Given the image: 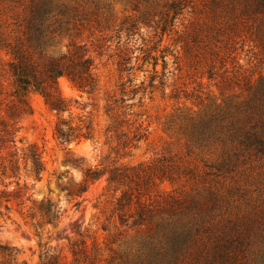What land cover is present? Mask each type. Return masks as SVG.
I'll use <instances>...</instances> for the list:
<instances>
[{
    "label": "trees",
    "instance_id": "trees-1",
    "mask_svg": "<svg viewBox=\"0 0 264 264\" xmlns=\"http://www.w3.org/2000/svg\"><path fill=\"white\" fill-rule=\"evenodd\" d=\"M127 1L134 10L141 3L148 4L138 19L143 25H149L151 15L158 17V42L185 7L182 0H170L156 16L158 3ZM232 1L206 0L209 16L213 19L217 13L237 9L240 15H247L264 9V0H236V5H230ZM252 1L255 4L251 5ZM109 6V0H0V50L8 56L0 64V216L9 218L14 211L37 235L42 226H55L64 209L49 198L34 197L33 188L41 179L44 162L35 143L23 144L17 138L18 118L32 113L28 94L34 92L57 113L52 135L58 143L98 142L101 130L96 129L91 112L73 115L58 86V79L65 77L80 93L94 95L98 78L93 61L82 46L71 44L61 53L57 45L61 36L78 34L91 15ZM136 24L129 20L127 29L134 30ZM256 29L262 32L264 22ZM196 39L195 32L191 42ZM160 52V73L156 70L157 58L149 54L153 59L149 87L164 85V54L170 52L166 48ZM118 57L117 70H130L131 56L123 53ZM207 74L209 79L214 78L216 71L211 66ZM220 77L223 82L229 81L227 67ZM241 79L244 96L232 95L219 104L203 105L200 101L197 110L178 109L171 119L177 134L185 140L187 152L197 148L215 154L214 160H201L199 168L165 164L160 162L165 156H159L151 163L114 162L85 168L78 188L67 191V200H74L73 205L78 206L76 197L106 176L100 193L104 218L92 235L69 244L68 263L57 253L42 252L38 264H264L263 194L261 199L249 200V212H241L240 207L232 211L240 206L235 205L237 202L247 201L234 175L237 168L264 156V75L256 81L251 74ZM129 82L119 83L105 98L101 114V135L105 143H115L111 148L115 151L130 148L145 136L140 124L129 130L123 118L132 105L126 100L143 83L131 87L126 85ZM154 179L171 184L182 179L191 187L171 189L151 198L149 185ZM130 231L132 235L126 238ZM16 253L14 248L0 245V264H26L16 261Z\"/></svg>",
    "mask_w": 264,
    "mask_h": 264
},
{
    "label": "rangeland",
    "instance_id": "rangeland-1",
    "mask_svg": "<svg viewBox=\"0 0 264 264\" xmlns=\"http://www.w3.org/2000/svg\"><path fill=\"white\" fill-rule=\"evenodd\" d=\"M159 4L156 16L165 10L163 4L170 0H149ZM255 1V0H254ZM252 1V4L255 2ZM108 9H100L89 17V22L71 37L61 36L57 50L66 52L74 46H82L95 67L98 78V89L94 95L77 91L65 77L58 79L61 95L67 100L73 115L91 112L96 129L101 130L98 142L85 140L78 144H60L52 135L56 111L49 108L43 98L34 92L28 94L32 113L18 118L17 138L23 144L35 143L44 162L41 179L35 183L33 192L37 199L49 198L64 209L55 226L44 225L37 235L31 227L12 211L9 218L0 216V245H7L16 250V261L26 264H38L42 252L57 253L66 263L70 260L69 244L96 229L104 218V201L100 197L106 184V176L90 184L85 192L68 202L67 191L76 190L83 179V170L87 167H100L116 163L135 165L151 163L159 156H165L160 162L176 163L182 166L191 165L201 168V160L215 159L197 148L187 152L185 140L177 134L171 120L178 109L184 107L197 110L199 102L221 103L225 98L235 95L244 96L242 77L251 74L252 81L264 75V30L257 31L256 25L264 22L262 13L240 15V11L231 10L217 13L213 19L206 8V0H182L185 7L173 22L171 30L162 36L156 29L158 17L150 16L149 25L138 21L148 4L141 3L137 10L127 0H109ZM230 5H236L233 0ZM135 20L134 30H128V21ZM140 20V19H139ZM197 33L196 41L191 36ZM166 48L170 54H164V85L148 86L153 73V59L157 58L156 70L161 72L160 51ZM127 53L131 56L130 70L119 72L116 61L118 56ZM143 57V59H142ZM174 57H177L174 62ZM137 58L139 59L137 61ZM8 59L0 50V64ZM216 71L214 78H208L207 70L211 66ZM227 67L229 81L223 82L220 75ZM1 78V77H0ZM3 79H6L5 77ZM129 80L131 87L142 83L140 90L126 104L131 105L123 116L133 130L139 124L145 129V136L134 146L119 149L111 148L114 142L105 143L102 134L104 120L102 117L105 98L115 91L119 83ZM7 82V81H6ZM127 98V96H126ZM131 103V104H130ZM67 113H65L66 115ZM21 144V143H19ZM76 162V163H75ZM169 162V163H168ZM244 189L246 202L232 209L236 212H249V200L258 196L264 197V156L253 158L244 166L237 168L234 174ZM191 185L184 180L170 183L154 179L149 185L150 197L171 189H190ZM98 204V208H96ZM87 231V232H86ZM133 232H128L126 238ZM258 264H262L258 261Z\"/></svg>",
    "mask_w": 264,
    "mask_h": 264
}]
</instances>
